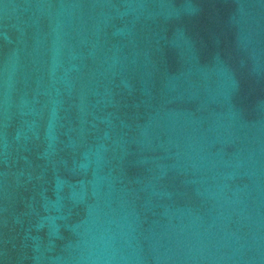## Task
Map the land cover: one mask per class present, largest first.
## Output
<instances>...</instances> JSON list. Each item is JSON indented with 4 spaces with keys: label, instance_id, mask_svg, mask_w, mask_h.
I'll return each instance as SVG.
<instances>
[{
    "label": "water",
    "instance_id": "obj_1",
    "mask_svg": "<svg viewBox=\"0 0 264 264\" xmlns=\"http://www.w3.org/2000/svg\"><path fill=\"white\" fill-rule=\"evenodd\" d=\"M0 264H264V0H0Z\"/></svg>",
    "mask_w": 264,
    "mask_h": 264
}]
</instances>
